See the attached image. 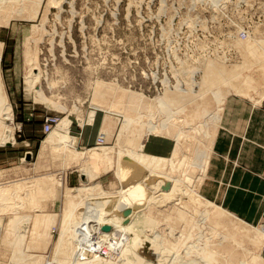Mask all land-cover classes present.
I'll list each match as a JSON object with an SVG mask.
<instances>
[{
  "label": "rangeland",
  "instance_id": "obj_1",
  "mask_svg": "<svg viewBox=\"0 0 264 264\" xmlns=\"http://www.w3.org/2000/svg\"><path fill=\"white\" fill-rule=\"evenodd\" d=\"M38 4L19 14L3 10L0 15L1 81L12 106L13 126V139L0 144V187L28 179L45 181L48 176L54 183L45 181L42 187L46 191L38 195L24 187L21 193L0 197V264H15L22 253L44 255L46 264H53L67 196L88 184L100 183L106 191L120 189L116 174L120 148L122 171L133 161L129 156L132 149L171 158L181 130L187 137L185 145L179 141L175 170L191 177L190 189L209 201V206L189 199L181 204L182 209L196 210L200 216L189 245L194 243L200 249L208 240L223 238L220 226L211 233L215 214L209 213L207 220L200 215L219 206L234 214L226 212L232 220L229 228L243 226L252 236L260 233L259 241L249 239L247 231L236 237L250 254L263 260L264 0H219L218 7L212 0H41ZM35 66L37 70L32 69ZM216 97L225 102L218 114L212 111L214 102L207 107L211 112L204 120L216 131L212 150L208 149L209 166L199 183L197 165L207 151L202 147H207L205 132L186 117ZM250 113L253 118L247 119ZM129 117L134 119L132 128L122 130L121 135ZM106 118L111 121L109 130ZM46 119L53 127L49 131ZM150 122L157 131H147ZM140 132L147 138L138 149L129 141H137ZM102 133L107 139L99 141ZM53 134L59 137L54 143L47 140ZM227 144L232 146L228 151ZM94 153H98L97 159ZM212 161L217 175L224 168L225 179H217V175L211 179ZM108 163L112 165L109 169ZM94 164L96 177L82 174L84 168L91 174ZM48 185L52 187L48 189ZM165 198L169 200L168 193ZM153 204V218L144 224L147 231L143 234H167V225L155 213L168 211L172 204ZM82 206L78 211L84 210ZM245 212L249 217L242 214ZM38 213L54 216V224L49 230L44 228L47 232L33 230ZM13 218L18 231L6 237ZM20 240L23 244L18 249ZM110 242L115 249L106 243L98 252L101 258L115 262L130 256L134 264H145L135 250L124 257L123 249ZM179 256L182 260L194 257L185 249Z\"/></svg>",
  "mask_w": 264,
  "mask_h": 264
},
{
  "label": "bare ground",
  "instance_id": "obj_2",
  "mask_svg": "<svg viewBox=\"0 0 264 264\" xmlns=\"http://www.w3.org/2000/svg\"><path fill=\"white\" fill-rule=\"evenodd\" d=\"M212 1L213 4L218 7L219 0ZM40 2L41 0H0V15L3 10H7L12 15L19 14L25 10L26 7L30 6L34 8L38 6V3ZM32 69L37 70L38 68L35 66ZM35 76L38 78L40 73H35ZM1 80L2 76L0 70V144H6L10 142V139H13V133L10 132L11 129H13V126H11L12 106L8 101L4 83ZM215 81H217L218 85L221 84L220 79H215ZM38 91L39 94H41L42 90L39 89ZM246 94L247 96H251L248 90H246ZM155 100L161 105L170 106L164 100H160L158 98H155ZM205 102V104H200L198 107V112L195 115L192 117H186V120L193 122L198 130L205 132L207 147L205 145H202V147H204V149L207 151L205 152L201 163L197 165L199 170L197 174L199 178L197 177L196 180L199 183H202L203 178L206 175L207 167L209 166L208 160L210 151L208 149L214 144L216 131L214 127L209 129L207 121L204 120V118H206L211 112L207 107L209 104L214 102L215 106L212 105V111L214 110L218 114L220 113L221 106L224 104L225 100L220 97H216L213 100H207ZM177 110L183 111L182 108L179 107ZM64 122H66L65 119L62 120L60 124L62 125ZM133 122L134 119L130 117L125 119L120 132L121 135L123 133L122 130H129V127L130 129L132 128ZM181 122H184V120H181ZM58 123L59 121L57 122V125H59ZM151 123L152 122L149 123L150 126L148 127L147 131L153 133L154 131H157V129L154 125L152 126ZM105 124L107 127L106 129H111V121H108V118L105 119ZM51 131H53V129ZM197 133H199V131ZM133 134L135 136L139 135L138 131L135 130ZM140 135L141 139L137 138V141L136 139L129 141L131 146L136 145L139 149L141 145L145 143L144 140L147 138V136H142L141 132ZM207 136L209 141L207 140ZM186 137L187 135L181 130L178 135L177 148L175 149L171 158L144 153L141 149H139V153H135L133 152L134 149H132V153L129 156H131V160L133 157V164L131 162L130 164L126 163V165H128H125V170H123L124 172L119 165V159L122 153V149L120 148L116 168V174L117 176L119 175L121 180L120 189L106 191L102 188L100 183H96L92 185H85L83 188L77 189L75 193H70L67 196L66 208L60 224V235L55 245L53 264H134L132 259L129 260L130 256H128L127 259L120 257L121 259L119 258V260L115 262L112 261L113 263L106 260L105 258H101L98 255V252L104 245H106V243H109V246H111L112 244L110 245V241H113V244L116 243L117 246L123 249L122 253H124V257H127L126 255H128L130 250H135L134 252L138 253V255L143 258V262L145 264H264V259L262 260L260 256L250 254L247 247L245 248V245L243 247L242 241L236 237L238 232L240 233L247 231L245 227L232 225L233 228H229L232 220L228 218L226 214L227 211L219 206H216L217 209L213 208V212L206 210L204 213L199 214L201 217H204V219L207 220L209 213H214L215 218L211 221L212 223L210 222L211 233L218 229L216 226H220L219 228L221 229L218 230H221L220 234L223 235V238L221 240L217 239L218 241L208 240L204 247L200 249L196 248V245H193L194 243L189 245L192 237L195 235L200 216L196 210L191 211L182 209L184 207L181 204H185L183 201L189 199L191 201H197L198 204L209 206V201L207 199L200 198L201 196L198 197V194L195 195V191L193 190L194 188L190 189L189 186L193 183L191 177L183 175L182 172L177 173L178 170H175L176 166L174 163L180 152V147L178 146L180 144L179 141H184L183 144L185 145ZM47 138L48 141H53L54 143L59 137L53 134ZM103 139H107V134L102 133L98 136L99 141H102ZM69 142L68 144H72V141L70 143ZM68 144H66V150L70 149ZM187 148L189 149V147ZM102 150H104V147ZM91 152L93 153V151ZM76 156L74 157L77 158ZM90 156H92V154ZM93 156H97V159L98 153H94ZM77 160L79 159L77 158ZM110 164L107 169L111 168L112 165ZM184 166L185 164L178 165V169L184 168ZM167 168L168 171H165ZM91 171L92 173L90 174L87 168H84L82 174L88 176V178L90 177V179L96 177L95 173L98 171L97 165L94 164ZM44 179L45 181L50 180L54 183V179L52 177L48 176ZM45 181L41 178H37L32 181L28 179V181L25 180V182H10L8 185H6V187H0V197H5L9 193H12V195L13 193L16 194V192L21 193V190H23L24 187L30 188V190L34 192L35 195L37 193L41 194V192L44 193L43 191L46 190L43 189L42 184L46 183ZM50 181H47V183L50 184ZM51 187V185H48V189ZM167 193L170 197L168 201H166L165 198ZM87 201L90 203H87ZM155 201L161 203L165 202L166 204H169L170 202L172 204L171 209L168 211L155 213L159 216V222H164L165 226L167 225L169 232L166 234L164 231L163 233L155 231L154 235L148 236L143 234V231H147L144 230V224H148L149 220L151 222V218H153V208L156 206L153 203ZM80 206H82L84 210L78 211ZM184 206L191 208L190 205ZM36 211L40 212V210ZM227 213L229 215H234L229 212ZM14 220L15 218L10 220V223L13 222V225L11 228L7 229L6 237H8L13 231H18ZM1 221L2 220L0 219V223ZM154 221H157V219ZM52 224H54V216L50 214L38 213L34 217L33 230L34 232L37 230L41 231L42 228H48L49 230V226ZM158 224L157 227L160 228ZM46 229H44L43 232H47L48 230L45 231ZM177 231L179 233L178 236L175 235ZM20 234H18V237H22ZM39 234L41 236V233ZM45 234L46 233H44V235ZM248 235L251 234L248 232ZM45 236H47V234ZM48 237H50V235L46 238L48 239ZM242 239L244 240V237ZM249 239L252 241H259L260 233L258 232L257 234H254V236H249ZM22 240H20V242ZM126 241L128 242L125 243ZM20 242L17 243L19 244ZM18 244L17 248L20 249L23 243L21 242L20 245ZM45 244L47 245V243ZM45 244L43 245L45 246ZM111 248L114 247L111 246ZM28 249H31L32 251L33 248ZM182 249L186 250V254H189V256L193 254L194 257L190 260H182L183 258L179 256ZM22 255L23 256L19 257V260H17V264H46L48 261L45 259L44 255L40 254L27 255L22 253ZM248 255L251 256L250 260L248 259Z\"/></svg>",
  "mask_w": 264,
  "mask_h": 264
},
{
  "label": "crops",
  "instance_id": "obj_3",
  "mask_svg": "<svg viewBox=\"0 0 264 264\" xmlns=\"http://www.w3.org/2000/svg\"><path fill=\"white\" fill-rule=\"evenodd\" d=\"M253 115H254V113H253V114L250 113V116H248L247 119H252V118H253ZM228 118H229V117H227V119H228ZM77 134H78L77 137L79 138V140H81V135H82L81 131H78ZM216 145H217V143H216ZM216 145H215V148H216ZM227 146H228V144L225 145V147H227ZM231 147H232V146H228V148H225V149H227V151H228V150H230ZM215 160H217V159H215ZM216 162H217V161H216ZM214 166H215V163H214V161H212V166H211V168H210V170H209V175H210V177H211L212 180H215V179H216L215 177H216V175H217ZM225 169H226V166H225ZM224 173H225V171H224V168H223V171H222L221 175H220V176L217 175V179H221V178L225 179V175H224ZM231 177H232V176H231ZM222 200L224 201V197H223ZM242 214H244L245 216L249 217V216L247 215L246 212H245V213H242Z\"/></svg>",
  "mask_w": 264,
  "mask_h": 264
},
{
  "label": "built area",
  "instance_id": "obj_4",
  "mask_svg": "<svg viewBox=\"0 0 264 264\" xmlns=\"http://www.w3.org/2000/svg\"><path fill=\"white\" fill-rule=\"evenodd\" d=\"M51 128H52V123H49V119H46V130L49 131Z\"/></svg>",
  "mask_w": 264,
  "mask_h": 264
}]
</instances>
